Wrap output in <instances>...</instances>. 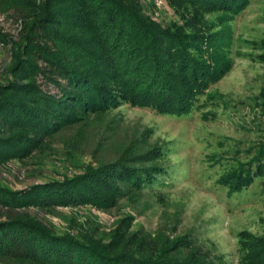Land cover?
<instances>
[{
    "label": "trees",
    "instance_id": "obj_1",
    "mask_svg": "<svg viewBox=\"0 0 264 264\" xmlns=\"http://www.w3.org/2000/svg\"><path fill=\"white\" fill-rule=\"evenodd\" d=\"M243 1L170 0L178 8L191 4L195 18L204 9L237 10ZM140 9L131 0H0V14L12 12L19 25L16 40L0 28V42L10 45L11 55L0 73V263L214 264L179 261L172 251L152 254L139 246L129 252L118 233L103 243L92 235L56 232L30 212L104 209L140 195L164 171L149 165L153 151L126 149L96 166L77 162L69 174L19 190L1 176L9 162L32 159L65 130L122 103L167 115L189 112L197 94L224 75L206 51L217 44V32L153 23ZM249 157L254 159L240 166L239 180L264 170V146ZM261 249L246 264H264Z\"/></svg>",
    "mask_w": 264,
    "mask_h": 264
},
{
    "label": "rangeland",
    "instance_id": "obj_2",
    "mask_svg": "<svg viewBox=\"0 0 264 264\" xmlns=\"http://www.w3.org/2000/svg\"><path fill=\"white\" fill-rule=\"evenodd\" d=\"M131 1L153 23L217 32V44L206 51L224 75L181 115L130 103L91 115L54 138L43 153L9 162L2 179L19 190L69 174L77 162L96 166L126 149L153 151L156 159L149 165L164 171L140 195L104 209L30 212L60 233L92 235L103 243L118 233L129 252L139 246L152 254L172 251L179 261L246 264L264 249V170L250 179L237 176L240 166L254 159L245 156H255L264 146V0H244L237 10L235 5L227 11L204 9L199 18L191 4L178 8L170 0ZM15 20L12 12L0 14V28L13 40L19 32ZM9 46L0 42V73L11 61ZM182 245L187 248L174 252Z\"/></svg>",
    "mask_w": 264,
    "mask_h": 264
}]
</instances>
